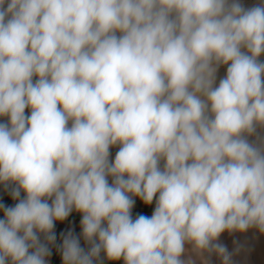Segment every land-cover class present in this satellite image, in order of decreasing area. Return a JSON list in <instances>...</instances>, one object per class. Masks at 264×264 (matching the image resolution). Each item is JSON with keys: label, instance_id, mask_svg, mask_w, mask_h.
Here are the masks:
<instances>
[{"label": "clouds", "instance_id": "obj_1", "mask_svg": "<svg viewBox=\"0 0 264 264\" xmlns=\"http://www.w3.org/2000/svg\"><path fill=\"white\" fill-rule=\"evenodd\" d=\"M0 193V264H238L264 0H0Z\"/></svg>", "mask_w": 264, "mask_h": 264}, {"label": "crops", "instance_id": "obj_2", "mask_svg": "<svg viewBox=\"0 0 264 264\" xmlns=\"http://www.w3.org/2000/svg\"><path fill=\"white\" fill-rule=\"evenodd\" d=\"M254 0H245L246 4L253 3ZM221 75H223V70H221ZM115 150H113L114 154ZM0 197L5 199L7 202L11 203L10 199L3 193H0ZM138 211H144L146 214H150L151 209H144L138 206ZM236 239L239 242H247V247L250 249V252L247 256H238L235 259L238 264H264V236L254 237L253 232H249L246 235L237 234L235 237L229 236L227 233L223 234L221 241L229 248L231 251L233 248V240ZM56 260V257H53ZM215 261V258H214ZM58 264V261H56ZM218 264V262H216Z\"/></svg>", "mask_w": 264, "mask_h": 264}]
</instances>
